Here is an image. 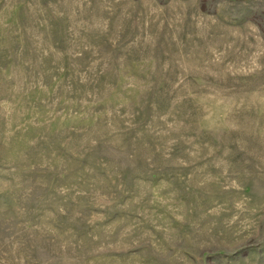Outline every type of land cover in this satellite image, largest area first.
<instances>
[{"label":"rangeland","instance_id":"1","mask_svg":"<svg viewBox=\"0 0 264 264\" xmlns=\"http://www.w3.org/2000/svg\"><path fill=\"white\" fill-rule=\"evenodd\" d=\"M0 264H264V0H0Z\"/></svg>","mask_w":264,"mask_h":264}]
</instances>
